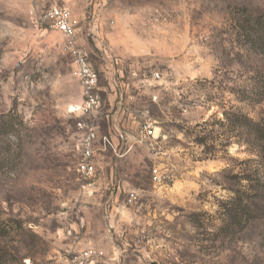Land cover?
<instances>
[{"label":"rangeland","instance_id":"obj_1","mask_svg":"<svg viewBox=\"0 0 264 264\" xmlns=\"http://www.w3.org/2000/svg\"><path fill=\"white\" fill-rule=\"evenodd\" d=\"M52 4L71 9L105 90L89 114L73 110L67 40L42 19ZM261 10L264 0H0V123L15 124L0 144V264H69L88 240L110 264H264V194L244 229L215 235L231 190L262 174L225 119L264 120V99H246L264 60L239 33ZM113 90L136 96L129 109L154 137L96 150L95 175L81 179L77 123L104 131ZM154 169L170 182H154Z\"/></svg>","mask_w":264,"mask_h":264},{"label":"trees","instance_id":"obj_2","mask_svg":"<svg viewBox=\"0 0 264 264\" xmlns=\"http://www.w3.org/2000/svg\"><path fill=\"white\" fill-rule=\"evenodd\" d=\"M239 33L246 48L264 60V10L243 18L239 22ZM251 78L253 81L250 83L246 99L249 103H258L264 99V74L260 70H255ZM225 115L228 126L232 130L238 129L245 143L256 151L262 168L261 175L255 172L245 175L249 183L248 188L231 190L232 194L224 206L221 224L216 228L215 235L233 237L236 232L244 229L251 219L258 216L256 214L258 201L264 194V120L236 112ZM13 120L9 116L0 123V144L3 143L1 141L3 137L5 139L7 135L13 133L15 125ZM8 147L6 149L9 150ZM2 233L0 230V236Z\"/></svg>","mask_w":264,"mask_h":264},{"label":"built area","instance_id":"obj_3","mask_svg":"<svg viewBox=\"0 0 264 264\" xmlns=\"http://www.w3.org/2000/svg\"><path fill=\"white\" fill-rule=\"evenodd\" d=\"M73 14L68 6L52 4L45 10L42 19L48 20L56 30L63 34L67 40L66 47L73 58V75L77 79L81 89V104L74 106L73 110L89 114L100 106V95L97 92L98 74L90 65L87 54L77 45L76 28L73 22ZM82 136L79 142L80 158L76 163V171L79 178H91L95 172V165L92 163V157L96 150H112L115 152V145L107 135H100L88 121L81 120L77 123ZM151 130L147 124L141 128V135L145 137L150 135ZM152 180L159 184H168L170 177L161 174L154 169ZM135 195L131 193L128 202L134 200ZM99 252L91 245L79 248L72 252L69 264H109L100 260Z\"/></svg>","mask_w":264,"mask_h":264},{"label":"crops","instance_id":"obj_4","mask_svg":"<svg viewBox=\"0 0 264 264\" xmlns=\"http://www.w3.org/2000/svg\"><path fill=\"white\" fill-rule=\"evenodd\" d=\"M72 19L74 22L75 18L72 17ZM124 90H126V86L124 87ZM97 92L100 95V99L102 101L101 94L103 93L104 95H106L105 90L98 86ZM135 98H136L135 95L133 96L124 95L122 97L121 92L118 91L117 93L114 90L111 93H107V97H106L107 105L106 106H107L108 113L105 115L106 127L104 131L101 132V130L96 129L95 126L90 124L96 129L98 134L107 135L109 138H111L112 142L115 145L114 153L121 152L124 150H129L131 149L133 143L142 142L143 140L154 137L155 127L151 125V123L148 120H146L145 118H142L139 115L138 113L139 109H134V108L132 110L129 109L130 107L129 105L131 103H133L134 106H137V103L135 102L136 101ZM81 100H82V97L80 99V102L76 104L75 106H79L81 104ZM104 102H105V99H104ZM100 105H101V102H100ZM144 124H147L151 130L150 135H146L145 137L141 135V128ZM98 150L103 151L102 149H98ZM87 245L93 246L99 252L101 256L100 257L101 261L108 262L109 258L107 259L106 257H104L103 252L100 251L97 246L91 243V241L89 240L86 241L83 247Z\"/></svg>","mask_w":264,"mask_h":264}]
</instances>
